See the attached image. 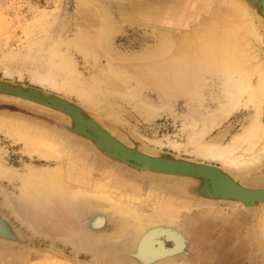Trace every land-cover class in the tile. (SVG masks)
Masks as SVG:
<instances>
[{
    "label": "bare ground",
    "instance_id": "6f19581e",
    "mask_svg": "<svg viewBox=\"0 0 264 264\" xmlns=\"http://www.w3.org/2000/svg\"><path fill=\"white\" fill-rule=\"evenodd\" d=\"M77 1L74 35L52 41L47 51V64L46 62L44 64L46 66L42 64L44 68L41 66V69L37 68L33 75L31 73L32 81L79 97L84 102L85 108L98 117V120L94 118L88 120V117L83 116V110L66 99L67 97L51 98L55 105L67 108L64 110L54 107L55 110L71 117V123L68 124V129L65 128L64 133L70 135L72 132L79 133L83 129L95 136L88 134L90 139L96 138L95 147L111 154L110 156L120 155L142 165L178 168L179 163L185 160L180 161L178 157L171 158L161 155L162 153L150 152L146 144L147 148L141 146L139 135L133 137L123 129H118L117 135L100 120L105 119L116 125L123 121V115L110 108L112 104L110 101L122 99L133 101L132 107L141 109L143 116L151 121L170 105L169 99L178 94H185L192 108L191 114L185 121L186 125H191L192 130L188 136L186 135V142H178L172 138L170 146L179 152L184 148H191L199 158L216 161L221 165L214 166L211 162L196 160H189L183 164L189 169L206 172L208 175L206 180H209V186L215 192L237 195L243 199L259 196V190L264 187L248 185L244 182L246 179L243 172L247 175L252 174L251 170L258 167L264 159V50L262 49L264 13H261V8L254 10L244 0H214L215 13L211 17L199 21L188 29L182 27L178 29V27L158 25L156 22L161 17V8L157 10L158 4H150L151 9H148V13L149 17L154 19L152 24L155 25L153 27L155 31L143 32V36L140 37V50L138 48V50L128 48L121 50L117 44L118 37L125 30L121 23L133 21L132 16L121 12L120 23L115 18L111 6L103 0ZM161 2L163 7L175 6L176 11L168 19V23L173 26L181 24L183 2L180 0H161ZM145 3L137 4L143 6L146 5ZM192 16H196L197 19L198 14ZM41 23L36 25L41 27ZM63 45L66 46V51L60 48ZM75 52L81 54L87 62L94 61L88 75L79 68ZM40 53L38 56L42 55L41 51ZM11 55L8 54V57L11 58ZM13 55L15 59H11L16 61L17 56ZM35 59L34 57L31 62ZM10 66L6 68L9 71L12 70L8 68ZM146 89H153L162 94L161 101L151 102L152 98L141 99L140 95ZM34 95V99L25 102L48 107L38 101L39 92L35 91ZM4 96L20 97L8 94ZM245 111L248 115L241 122L242 126L238 131L232 133L233 125L223 128L234 115ZM0 133L12 143L21 145L23 153L31 158L39 156L47 162L56 163L38 165L39 167L27 163V168L19 171L17 167L8 165L7 160L2 161L3 158L0 156V178L20 179L21 194L25 200L32 203L43 205L55 199L67 200L66 203H84L90 210H95L90 223L96 230L105 227L109 220L119 219L120 222L114 227L115 234L122 240L131 235L130 238L136 241L132 242L137 247L135 253H138L144 262H156L170 256L173 250L184 249L187 234L185 235L186 231H184L183 235L178 228H182V224L187 220L194 223L206 217H215L217 215L215 212L218 211H215V203L211 201L223 199L235 205L240 203L244 207H256L242 200L218 198L212 195L210 197L205 195L209 202L207 206H200L202 202L192 192L199 178L149 169L145 171L161 176L151 175L147 180L149 186L141 188V193L128 192L125 190L126 185L122 186L124 189L116 187L117 182L114 183L109 174L114 173V170L109 167L103 168L104 172H109L107 175L95 180L90 179L94 167L92 165L91 168L88 166L87 169L79 170L77 174L69 173L66 167H68L67 160L72 155L71 150L64 144V140L58 137L62 134L52 132L45 126H38L23 118L0 113ZM210 135L211 138L207 139ZM140 136L142 140L157 147H162L164 144L160 139L143 134ZM164 186L170 188L171 194L164 192L162 189ZM165 201L168 203L167 207H160L159 202ZM195 206L200 208L193 214L195 216L191 217L188 212H191ZM109 211L115 215L113 219L107 214ZM153 211L158 213L155 214ZM259 225L263 231L264 218L260 219Z\"/></svg>",
    "mask_w": 264,
    "mask_h": 264
},
{
    "label": "rangeland",
    "instance_id": "374dc122",
    "mask_svg": "<svg viewBox=\"0 0 264 264\" xmlns=\"http://www.w3.org/2000/svg\"><path fill=\"white\" fill-rule=\"evenodd\" d=\"M103 1L111 6L115 18L120 23L122 19L121 12L132 16L133 21L121 23L125 29L117 39V44H119L118 46H120L121 50H140V37L143 36V32L148 30L155 31L153 29L155 25L152 24L154 23V19L149 17L150 14L148 13V9H151L150 4H158L157 10L161 8V17L156 22L158 25L178 27V29H181V27L188 29L195 26L199 21H203L215 13L214 0H195L196 2L194 0H180V2H183L184 11L181 17L182 25L175 24L173 26L168 23V19L175 13V6L163 7L161 0ZM244 1L254 10L261 8L259 6V1L261 0ZM77 2V0H0V80H7L26 87L36 86L43 89L46 94L56 93L59 96L64 95L67 97L66 99L77 102L78 104H74L79 106L85 114V111L89 109L85 108L84 102L79 97L54 90L49 86L42 85L40 82L39 84L38 81H32L33 76H31V73L33 75L37 68L39 70L44 68L42 64L44 65L45 62L47 64V51H49V45H51L52 41L74 35L76 31L75 13H77ZM142 2H146V5L137 4ZM193 4L195 7H193ZM261 13L263 14L262 8ZM194 14H198L197 19L196 16H192ZM148 20L150 21L148 22ZM38 23H41V27L36 25ZM46 32H48L47 35H45ZM40 37L45 40H42ZM26 44L30 45H27L28 49ZM39 48L42 52L41 56H38V54H41ZM60 48L63 51L67 49L64 45ZM262 49L264 50V45ZM18 51L21 52L19 53ZM6 52L9 55H13V53L16 55L18 53L16 61H13L15 59L14 55V57L11 55L12 60ZM29 52H32V54ZM26 53L31 57L28 55V58ZM75 56L77 57L76 61L81 71L85 75H88L93 68L92 64L94 61L87 62L81 54L76 52ZM34 57L37 60L35 59V61L31 62ZM21 63H26V65L24 66L23 64V67ZM9 65L12 66L8 67L10 70L12 69V72L6 69ZM149 90L146 89L140 95L141 99L150 100L152 98L151 102L161 101L162 94L153 89ZM4 95L0 94V113L23 118L38 126H45L51 129L52 132L62 134L58 137L64 140V144L72 152V155L68 159L69 161L67 160L68 167H66V170L69 173L77 174L79 170L87 169L83 165V162H86L94 167L101 165L103 166L102 169L109 167L114 170V173H118L119 176L129 173L147 185V187L149 186L147 180L151 176H142L141 173L136 172L133 167L127 164H118L111 159L105 158L102 156L103 153L96 150L94 140L85 138L83 134H80L81 132H72L70 135L65 134V128L68 129V124L71 123L70 115H63L64 113H59L47 107L25 102V100L15 96L7 97ZM169 100L170 105L164 109L165 111H162L160 115L151 121L147 120L146 116H143L144 114H142L143 111L141 109L132 107L134 105L133 101L112 100L110 101L112 104H109L110 108L119 111L121 116L123 115V121L118 123V125L105 119H101L100 121L109 130H113L115 134H117L118 129H123L127 130L126 132H129L133 137H138L139 135L141 146L144 145L146 147L147 145L150 152L162 153L161 155L170 157L195 158L198 161H206L201 157L199 158L198 155L191 151V148H184L185 151L181 150L179 152L170 146L172 138L178 142L187 141V136L192 127L190 124L186 125L185 120L191 114L192 108L185 94H178ZM170 106L173 107L171 108ZM89 111L88 114L98 120L95 113L91 110ZM247 115V111L234 115L223 128L233 125L232 133L238 131L242 126L241 122H243V119ZM85 116L88 117L86 114ZM140 134L160 139L165 145L157 147L144 139L142 140ZM3 135L0 133V156L3 158L2 161L6 162L7 160L6 163L8 165L17 167L19 171H22L27 168V163H32L37 167L56 164L55 162H47L39 156L31 158L29 155L23 153L21 145L12 143ZM230 137L231 134L229 135ZM210 138L211 135L207 137V139ZM206 162L221 165L216 161L207 160ZM260 164L251 170L250 173L252 174L250 175L243 172L246 179L244 182L252 187H264V159ZM154 175H157L156 177L161 176L159 174ZM124 185H126L125 182H117L116 187L124 189L122 187ZM201 186L202 180H196L192 188L194 191L192 192L202 202L200 206H207L209 202L207 200L209 199L201 192ZM137 187L142 188L139 184ZM162 189H164L165 193L171 194L170 188L167 186H164ZM21 190L20 179L0 178V233L9 232L6 225L7 222L13 234L10 237L0 235V264H264V230L262 231L259 225L260 219L264 218V204L252 208L244 207L240 203L235 205V203L227 200L211 201L215 203L214 209L218 211L215 212L217 215L213 218L206 217L200 222L190 223V220L185 221L181 226L182 228H178L183 235L184 231H186L185 235L187 234L185 236L184 249L181 251L179 249L173 250L170 256L164 259L161 258L156 263L154 261L144 262L143 258L138 253H135L137 252V247L132 242L136 241L130 238L132 237L131 235L124 240L118 238L114 232V227L120 222L119 219L117 221L111 220L115 223L113 228L110 222H107L106 226L101 230H96L92 227V223H90L92 222L91 218L95 210H90L84 203H66L67 200L55 199L52 202L39 205L25 200L21 194ZM159 203L162 208L168 205L166 201ZM200 206H195L188 214L194 217L195 215L193 214L196 213ZM208 210H210L209 206ZM154 212L155 214L158 213V211ZM111 234L114 235L112 236Z\"/></svg>",
    "mask_w": 264,
    "mask_h": 264
},
{
    "label": "water",
    "instance_id": "95a60500",
    "mask_svg": "<svg viewBox=\"0 0 264 264\" xmlns=\"http://www.w3.org/2000/svg\"><path fill=\"white\" fill-rule=\"evenodd\" d=\"M259 6H261L262 11L264 13V0L259 1ZM35 91H37V92L40 93V97L37 96V98L39 97L38 98V101H40L41 103H43L46 106H48L47 108L52 109V110H55L54 107H57V108L59 107L61 109L67 110V108H65L63 106L55 105L53 103V101L50 100L51 98H54V97H57V96L59 97V94H56V93L46 94L43 89H41L39 87H36V86H28V87H26L24 85L15 84V83L10 82V81L7 82V80H0V94H8V95H11V96L12 95H17V96H20L19 98H21L23 100H26V101H29V99H34V96H35L34 93H35ZM61 96L65 97L64 95H60V97ZM72 101L74 103H77L74 100H72ZM55 111H57L59 113H62V112H60L58 110H55ZM85 114L88 115V118H87L88 120L93 119L92 116L90 114H88V111H85ZM63 115H65V114H63ZM83 116H85V115L83 114ZM80 134H83L84 137L87 138V139L89 138L90 135L92 137H95V136H93L92 134L86 132L83 129H82V131H81ZM88 134H89V136H88ZM95 139L96 138H94L93 140H95ZM90 141H92V140H90ZM96 150L98 152H100V153H103L102 156H104L107 159L113 160L115 163H118V164L119 163H123V164H127V165L133 167V169H135L136 172L141 173L142 176L149 177L151 175H154V173H152V172H146L145 171V170H148V169L149 170H155V171L169 172V173H173V174H177V175L178 174H181V175L195 176V177H197V178H199V179L202 180L201 190L204 193V195H206L208 197H210L212 195V196H217L218 198L227 197V198L238 199V200L244 201L246 204H251L253 206L255 205L256 207L264 204V203H262V202H264V189H260L259 190L260 191V195L259 196H256L255 198H252V199H243V198H240L237 195L222 194V193H219V192H215L214 190H212L210 188V186H209V180H206L207 177H208V175H207L206 172H204L203 170H192V169H189V167H187V166H185L183 164V163H185V162H187L189 160H195V159H191V158H180V161H184L185 160L184 162L179 163L180 167H178V168L177 167H174V168H162V167H159V166H156V165H142V164L137 163V162L136 163H133V162H131L133 160H131V159L127 158V157H123V156H120V155H116V154H113V155H116L117 157L116 156L114 157L113 155L110 156L111 154L109 155L108 153H105L102 149H98L97 147H96ZM166 157H170V156H166ZM171 158H175V157H171ZM117 160L120 161V162H118ZM196 161H198V160H196ZM198 162H200V161H198ZM213 165L216 166V164H213ZM6 225L8 227L9 232H7V233L6 232L0 233V235L1 236H6V237L13 236L12 231H11V228L7 224V222H6Z\"/></svg>",
    "mask_w": 264,
    "mask_h": 264
},
{
    "label": "crops",
    "instance_id": "0c3cea01",
    "mask_svg": "<svg viewBox=\"0 0 264 264\" xmlns=\"http://www.w3.org/2000/svg\"><path fill=\"white\" fill-rule=\"evenodd\" d=\"M83 165L85 168H88V166L91 168V165H89V163L83 162ZM102 167L103 166H101V165H99V166L97 165V167L93 168L92 173H91V177H90L91 180H95L96 178L104 177L105 175H107L109 173L108 171L104 172ZM109 174L112 176L114 183L115 182H119V183L125 182V184H126L125 190L128 192L141 193L142 189L140 187H137V185L138 184L141 185L142 188H145V186H146L143 182H141L139 179L135 178L134 176L130 175L129 173H125V175H121V176H119L116 173H112V174L109 173ZM89 187H91V184L89 185ZM138 188H140V191ZM108 214H110V216H112V219H113V216H115L113 214V212L111 213V211H109ZM108 222H110L111 227L113 228L114 222L110 221V220Z\"/></svg>",
    "mask_w": 264,
    "mask_h": 264
}]
</instances>
